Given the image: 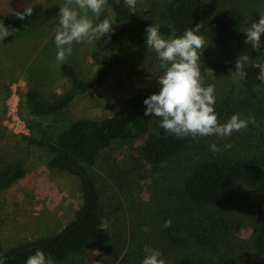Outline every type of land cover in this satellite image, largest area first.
Masks as SVG:
<instances>
[{
	"label": "rangeland",
	"instance_id": "rangeland-1",
	"mask_svg": "<svg viewBox=\"0 0 264 264\" xmlns=\"http://www.w3.org/2000/svg\"><path fill=\"white\" fill-rule=\"evenodd\" d=\"M65 0H0V11L19 21L28 31L16 30L0 41V171L15 162L23 163L26 177L0 194V255L6 249L44 236L55 235L73 221L82 205L80 182L66 172L51 169L52 155L45 149L30 145L29 136L15 130L21 122L31 130L40 126L56 139L72 123L81 119H99L115 113L122 100L141 88L158 85L162 74L161 62L150 48H130L125 51L126 63L97 91L79 96L62 114L39 118L32 115L24 96L29 89H37L41 100L51 101L68 88L60 67L74 65L84 79L96 71L92 44L73 43L72 55L65 62L56 60L55 30L58 27L59 6ZM171 0H137L132 8L139 15L164 22ZM208 13L203 20L206 48L201 53L200 66L219 56L214 47L213 16L218 9L237 7L246 16L247 26L258 22L264 13V0H206ZM32 7V14L23 20L16 12ZM91 16V13H89ZM118 25L106 3L104 18ZM95 22V17H92ZM245 27V28H246ZM9 30L14 28L6 27ZM111 32V33H112ZM108 35V34H106ZM171 38V37H165ZM246 34L221 57L224 63L235 64L247 53L251 61H258L257 52L246 44ZM264 34L261 35V41ZM204 86L215 85L216 104L228 97L234 102L232 112L220 119L226 123L233 114L241 118L255 117L259 127L249 124L230 137L216 135L199 137L172 161L154 169L143 162L137 148L148 137L135 143L113 146L103 153L91 171L100 188L104 226L111 233L103 249L87 250L72 255L61 264H141L144 248L161 250L166 264L184 257L202 263L221 256L238 264H264V256L255 253L252 236L264 226V187L238 185L223 198L220 205L206 210L195 208L184 195L183 183L198 164L214 158H246L264 153V89L248 90L235 82L231 72L211 70L201 73ZM13 93L18 98L20 121L9 118L8 102ZM160 118L153 116L150 135H168L159 127ZM215 143L219 152L210 151ZM171 218L170 227H163Z\"/></svg>",
	"mask_w": 264,
	"mask_h": 264
},
{
	"label": "trees",
	"instance_id": "trees-1",
	"mask_svg": "<svg viewBox=\"0 0 264 264\" xmlns=\"http://www.w3.org/2000/svg\"><path fill=\"white\" fill-rule=\"evenodd\" d=\"M113 19L118 28L102 37L96 43L92 60L95 73L84 79L76 67L63 63L62 75L67 79L68 88L56 94L51 101L41 100L37 89H29L24 101L30 113L46 118L65 112L79 96H85L102 88L107 81L125 65V51L130 48L145 49L146 28L151 24L160 26L164 37H177L186 29L201 24L208 13L206 0H171L164 22L139 15L125 5L124 0H107ZM0 23L18 31H28L22 23L0 11ZM215 26L214 47L219 51L215 60L200 66L201 73L218 70L235 72V64L224 63L221 57L242 36L247 25L246 16L237 7L218 9L213 16ZM264 44V40L262 41ZM257 63L245 65L247 77L239 81L248 90L264 89V82L257 79L259 67L264 64V48L257 52ZM159 86L141 88L134 95L122 100L118 110L99 119H81L72 123L56 139L40 126L31 127L33 133L25 140L47 150L51 155L49 167L76 177L80 182L82 205L71 223L55 235L44 236L15 247L6 249L0 255L5 264H26V259L36 250L50 255L55 264H61L72 255L87 250L107 248L111 233L104 226V210L100 188L91 171L106 151L115 145L135 143L148 137L137 148L139 156L154 169L172 161L184 152L199 137L177 138L174 134L150 135L153 116H145L146 105L143 101L157 93ZM234 102L228 97L215 105L218 121L232 112ZM27 170L23 163L15 162L0 171V194L23 180ZM240 184L264 187V153L246 158H214L196 165L183 183L185 197L199 210L216 207L223 198L233 193ZM251 246L256 254L264 256V226L251 238ZM173 264H238L225 256L215 261L202 263L191 257H184Z\"/></svg>",
	"mask_w": 264,
	"mask_h": 264
},
{
	"label": "clouds",
	"instance_id": "clouds-1",
	"mask_svg": "<svg viewBox=\"0 0 264 264\" xmlns=\"http://www.w3.org/2000/svg\"><path fill=\"white\" fill-rule=\"evenodd\" d=\"M107 0H65L59 6L58 27L55 30L56 60L63 63L72 55L73 43L92 44L113 31V22L104 18L97 22L104 12ZM129 8L136 6L137 0H124ZM32 7L23 12H16L18 19L23 20L32 14ZM91 13V16L89 15ZM95 17V22L92 19ZM201 24L186 29L180 36L165 38L158 24L146 28V47L152 49L161 62L162 74L157 77L159 91L147 97L145 116L160 118L159 127L165 132L174 134L177 138L191 136L206 137L216 135L221 138L230 137L233 132L248 128L249 124L259 127L255 117L241 118L240 113L233 114L226 123L218 121L215 111V85L204 86L200 71L201 53L206 48L205 37L201 35ZM15 29L9 30L0 23V41L13 35ZM243 33L246 34V44H251L253 50H261L264 44L261 35L264 34V13H260L258 22H252ZM251 61L247 53L240 55L235 61V72L232 73L235 82L247 77L245 65ZM257 79L264 82V64L257 65ZM215 143L210 145V151L219 152ZM172 224L171 218L165 221L163 227ZM145 257L141 264H166L161 250L145 246ZM0 264H5L0 257ZM26 264H55L54 259L41 250H36L26 259Z\"/></svg>",
	"mask_w": 264,
	"mask_h": 264
},
{
	"label": "built area",
	"instance_id": "built-area-1",
	"mask_svg": "<svg viewBox=\"0 0 264 264\" xmlns=\"http://www.w3.org/2000/svg\"><path fill=\"white\" fill-rule=\"evenodd\" d=\"M17 103H18V98H16L15 94L13 93L11 99L8 102L9 106V118L12 121H20L19 116L17 114ZM16 131H18L19 134L25 135V136H31V130L27 128V126L24 125L23 122L19 123L17 125V128H15Z\"/></svg>",
	"mask_w": 264,
	"mask_h": 264
}]
</instances>
